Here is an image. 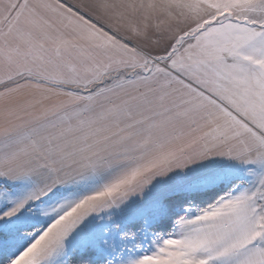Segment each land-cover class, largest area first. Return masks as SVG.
Here are the masks:
<instances>
[{
  "label": "snow or ice",
  "instance_id": "1",
  "mask_svg": "<svg viewBox=\"0 0 264 264\" xmlns=\"http://www.w3.org/2000/svg\"><path fill=\"white\" fill-rule=\"evenodd\" d=\"M0 264H264V0H0Z\"/></svg>",
  "mask_w": 264,
  "mask_h": 264
}]
</instances>
